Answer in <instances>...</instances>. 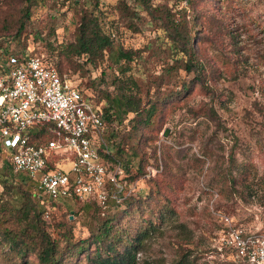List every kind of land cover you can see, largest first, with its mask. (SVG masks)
<instances>
[{
  "label": "rangeland",
  "instance_id": "obj_1",
  "mask_svg": "<svg viewBox=\"0 0 264 264\" xmlns=\"http://www.w3.org/2000/svg\"><path fill=\"white\" fill-rule=\"evenodd\" d=\"M91 11L111 39L96 62L68 47ZM9 47L43 55L62 78L99 98L132 90L141 100L140 112L113 111L108 120L116 154L139 173L140 210L130 218L154 212L140 261L233 264L218 240L225 224L264 233V0H0V49ZM120 49L130 59H118ZM60 166L69 170L71 161ZM32 189L0 153V210L8 222L17 219L0 227V264H40L14 240L29 234L32 218L62 256L90 241L104 220L73 198L54 202L45 220ZM4 227H13L15 243Z\"/></svg>",
  "mask_w": 264,
  "mask_h": 264
},
{
  "label": "built area",
  "instance_id": "obj_2",
  "mask_svg": "<svg viewBox=\"0 0 264 264\" xmlns=\"http://www.w3.org/2000/svg\"><path fill=\"white\" fill-rule=\"evenodd\" d=\"M48 136L35 138L33 127ZM105 114L100 104L62 78L43 55L0 49V148L13 169L38 182L49 201L94 200L102 208L133 194L139 178L127 180L120 161L109 162ZM70 160L66 170L61 161ZM45 217H50L47 203ZM218 240L235 255L233 264H264V233L227 222Z\"/></svg>",
  "mask_w": 264,
  "mask_h": 264
},
{
  "label": "trees",
  "instance_id": "obj_3",
  "mask_svg": "<svg viewBox=\"0 0 264 264\" xmlns=\"http://www.w3.org/2000/svg\"><path fill=\"white\" fill-rule=\"evenodd\" d=\"M110 45L111 39L109 34H106L101 30L98 25L97 15L91 11L90 13L81 16L76 39L75 41L70 42L68 47L72 55H77L79 57L83 56L87 61L96 62L97 59L104 55V50L109 48ZM190 47L189 36L186 31L184 34L182 50L187 51ZM5 50L6 52L16 54L25 51L37 53L28 48L14 49L9 47L5 48ZM116 55L118 59H130V53L126 50L120 49ZM45 59L54 66L51 61H48L47 58ZM67 60L72 63L71 57H68ZM54 67L58 71L57 65ZM185 68L189 71L192 70V62L188 61ZM194 76H198V72L195 73ZM128 80L129 84H137L132 76H128ZM79 88L89 95L95 103L100 104L105 114V135L109 150H101L102 157L109 162L120 161L126 172L125 177L127 180L131 181L139 178L138 171L135 170L133 173L130 172L129 163L116 154L115 149L113 148L115 140L113 136H110L112 130L108 129V120L113 118V111H120L122 113H127L129 111L140 112L141 100L135 98L132 90L129 92L123 91L119 95H113V97H110L109 95L108 98L104 99L97 97L92 92L85 91L81 87ZM147 111L146 122L153 123L157 117V107L153 104L152 106H149ZM33 128V135L35 138H45L48 136V133L45 132L46 130L44 126ZM0 153H2V161L14 172L20 173L22 180L27 181L31 185L33 188L32 193L38 203L37 205L40 214H42L43 219H49L44 215L47 208L46 204L50 203L51 205H54V202L56 201H49L45 196L41 195V189L39 188L36 179L26 173L15 171L9 160L6 158V153L1 148ZM138 199V193L134 196L131 194L126 196L120 203L110 201L104 208L94 200L83 201L92 204L98 210L99 214L104 217V220L98 227V230L93 232L90 241L81 240L78 244L73 246L71 253L66 254V256H62L57 243L55 240L50 239L48 232H46L38 217V219L35 217L29 221L31 230L30 232H27L29 233L27 236L19 234L14 240L21 242L20 253L34 252L40 264H69L68 256H76L78 252L80 256L76 257L72 264H153L150 260L143 259L140 261L138 258V252L142 248L143 241L150 233L151 223L153 221L152 217L154 216V212L152 211L151 216L140 222L133 217L130 218V214H133V211L140 210ZM146 206H148V204H146ZM8 220H10L8 214L0 210V227L11 224L12 222H17V219L15 218H12L10 222H8ZM7 227H4L2 231L6 233L7 237L10 239L12 238L13 240L15 237L13 232L15 231L13 230V227ZM14 240L12 242H14ZM87 244L90 246V250H87Z\"/></svg>",
  "mask_w": 264,
  "mask_h": 264
},
{
  "label": "water",
  "instance_id": "obj_4",
  "mask_svg": "<svg viewBox=\"0 0 264 264\" xmlns=\"http://www.w3.org/2000/svg\"><path fill=\"white\" fill-rule=\"evenodd\" d=\"M166 133H167V129L165 130L164 134H166Z\"/></svg>",
  "mask_w": 264,
  "mask_h": 264
}]
</instances>
